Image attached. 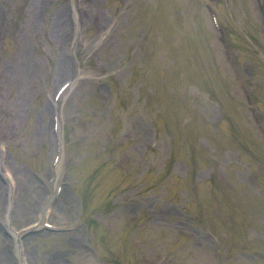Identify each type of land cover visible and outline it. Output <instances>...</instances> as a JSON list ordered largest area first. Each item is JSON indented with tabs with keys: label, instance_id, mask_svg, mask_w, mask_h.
<instances>
[{
	"label": "rangeland",
	"instance_id": "374dc122",
	"mask_svg": "<svg viewBox=\"0 0 264 264\" xmlns=\"http://www.w3.org/2000/svg\"><path fill=\"white\" fill-rule=\"evenodd\" d=\"M25 263L264 264V0H0V264Z\"/></svg>",
	"mask_w": 264,
	"mask_h": 264
},
{
	"label": "bare ground",
	"instance_id": "6f19581e",
	"mask_svg": "<svg viewBox=\"0 0 264 264\" xmlns=\"http://www.w3.org/2000/svg\"><path fill=\"white\" fill-rule=\"evenodd\" d=\"M67 90V89H66ZM65 90V91H66ZM141 130L143 131V134H144V136H143V138H145V131H144V128L143 127H141ZM47 190V186H44L43 187V191L45 190V189ZM52 188V187H51ZM36 198H39V195H38V193L36 194ZM60 201H63V203H66V201L67 200H69L70 199V197H69V195L67 194V191H65L64 189H62V191H61V193H60ZM53 200H55V199H53ZM35 201H37V200H35ZM60 201L58 200V204L60 203ZM8 203H10V202H8ZM11 204V203H10ZM56 205H57V202H56ZM60 205V204H59ZM59 209H60V206H55V208H54V210H53V212H56V211H59ZM8 211H9V213H10V206H8ZM52 212V213H53Z\"/></svg>",
	"mask_w": 264,
	"mask_h": 264
}]
</instances>
